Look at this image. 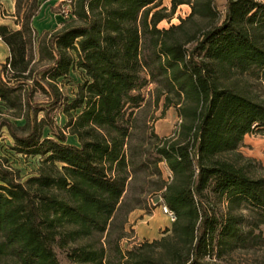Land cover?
Instances as JSON below:
<instances>
[{"label":"trees","instance_id":"16d2710c","mask_svg":"<svg viewBox=\"0 0 264 264\" xmlns=\"http://www.w3.org/2000/svg\"><path fill=\"white\" fill-rule=\"evenodd\" d=\"M42 2L17 0L20 29L0 25L10 51L0 63V104L24 121L1 116L0 127L14 152L42 160L26 178L0 157V264H62L59 252L72 264H211L218 247L264 240V176L238 152L247 135H264V102L228 83L233 73L264 83V0H227L224 16L217 0H171L170 15L157 10L162 0H73L76 19L37 43L38 61L48 64L36 69ZM183 5L186 19L158 28ZM190 24L198 27L187 39L176 37ZM73 70L84 79L72 99L62 82ZM151 84L155 105L163 100L182 119L172 137L154 135L152 160L144 142L134 143ZM57 109L79 145L55 124ZM151 167L175 221L161 239L124 250L126 216L151 211L144 190L129 197Z\"/></svg>","mask_w":264,"mask_h":264},{"label":"rangeland","instance_id":"374dc122","mask_svg":"<svg viewBox=\"0 0 264 264\" xmlns=\"http://www.w3.org/2000/svg\"><path fill=\"white\" fill-rule=\"evenodd\" d=\"M16 1L17 0H0V20L3 19L8 21L13 29H16L15 25L17 24V19H14V17H16ZM72 1L73 0H43L33 20L36 34L35 43L31 48V55L34 56V67H36V69H41L48 64V62L40 63L38 61L37 43L46 38L48 34L60 30L64 25L76 19L73 13ZM226 4L227 0H217L218 10L221 16L225 14ZM160 9H165L164 13L170 15L172 12L171 0H162V6L157 10ZM190 13L191 8L189 5L180 6L172 16L173 19L171 21L164 20L159 24L158 28L163 30L170 28L172 25H178L180 24V18L186 19ZM195 22L203 27L208 25L207 22L200 19H196ZM197 27L196 24H190L189 27L187 26V28H185V31L176 33V37L187 39V33H191L196 30ZM0 43V60H3L5 57L2 50L3 43ZM83 79L84 76L82 71L73 70L69 80H64L62 82L64 94L73 99L77 85L82 83ZM228 83L244 94L260 102H264V83L262 81L247 74L242 75L233 73ZM143 93L148 98V104L138 112L134 143L139 144L141 141L144 142L150 150L149 156L152 160L151 152L153 149L151 144L156 142L154 135L159 138L172 137L174 133L179 130L182 119L175 108L165 109L163 100L160 102L159 106L155 105L154 101L159 93L158 90H156V84H151ZM44 100V96L40 94H36L34 99V101H40V103H44ZM51 113L55 124L66 132L68 143L79 145L77 138L70 135L65 127L68 118L62 110L57 109ZM14 114L16 115V112L8 111L0 104V119L2 118L1 116H5L16 124L22 125L24 121L15 119L14 116H12ZM73 114L76 115L74 112ZM42 116L43 114H41L40 117ZM45 136L54 138L48 129L45 131ZM13 145L14 141L8 130L6 128L1 129L0 127V157L9 158L12 166L21 170L22 176L26 178L36 174L42 161L41 157H26L22 154H18L12 149ZM238 152L246 159L252 160L251 162L243 160L242 163L244 165L251 163L250 165L257 175L264 176V135H247ZM159 169L165 181L171 182L172 173L167 165L165 163H160ZM153 170V167L148 170H141L132 184L129 197L135 199L137 197L136 195L144 190L146 192V196L144 197L147 199L151 211L148 212L138 208L126 216L125 238L121 242V247L124 250L131 249L133 246L140 243H151L155 240H159L164 236L167 230H171L173 227L174 221L163 211V199L160 197V194L155 192L157 186L155 185L156 178L152 176ZM218 207L221 211L227 209L226 203H221ZM124 216L120 218L118 227L121 225ZM118 233L119 232H116L113 237L116 238ZM59 259L62 264H72L62 252H59ZM208 261L211 264H264V240H251L250 242H238L232 245L218 247L214 250L213 255L208 258Z\"/></svg>","mask_w":264,"mask_h":264},{"label":"crops","instance_id":"0c3cea01","mask_svg":"<svg viewBox=\"0 0 264 264\" xmlns=\"http://www.w3.org/2000/svg\"><path fill=\"white\" fill-rule=\"evenodd\" d=\"M14 19H16V17H14ZM0 25H6V26H9L11 27L10 23L8 21H5V20H0ZM12 28V27H11ZM15 28L14 30H18L20 29V26H18L17 24L15 25ZM13 29V28H12ZM0 42L3 43V47H2V50L4 52V59L3 60H0V63H4L6 61V59L10 56V51H9V48L7 47V45L0 40ZM1 44V43H0Z\"/></svg>","mask_w":264,"mask_h":264},{"label":"built area","instance_id":"2783aa9c","mask_svg":"<svg viewBox=\"0 0 264 264\" xmlns=\"http://www.w3.org/2000/svg\"><path fill=\"white\" fill-rule=\"evenodd\" d=\"M163 211L171 218L172 221H175V214L172 211H170L166 206H163Z\"/></svg>","mask_w":264,"mask_h":264}]
</instances>
